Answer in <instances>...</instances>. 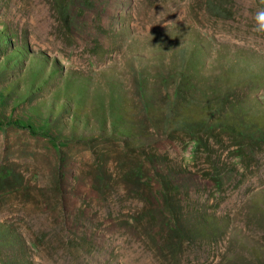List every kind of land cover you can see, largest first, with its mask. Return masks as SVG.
<instances>
[{"label": "rangeland", "instance_id": "1", "mask_svg": "<svg viewBox=\"0 0 264 264\" xmlns=\"http://www.w3.org/2000/svg\"><path fill=\"white\" fill-rule=\"evenodd\" d=\"M60 3L0 0V264H264V139L204 128H264V0Z\"/></svg>", "mask_w": 264, "mask_h": 264}, {"label": "trees", "instance_id": "2", "mask_svg": "<svg viewBox=\"0 0 264 264\" xmlns=\"http://www.w3.org/2000/svg\"><path fill=\"white\" fill-rule=\"evenodd\" d=\"M54 6L58 12L62 11V5L60 3V0H54ZM21 57H23L22 54H21ZM180 84H183V82H180L179 85H177L175 90H174L173 96L175 99L178 98V95H179V92L181 89V87H179ZM243 111L244 110H242V109L239 110V119L238 120L236 119V121L229 122L227 119H224L223 121H220V119H216L215 121H212L211 124L206 123L207 126H204V128L207 131H213L216 128L220 129L223 133H228L230 135H233L235 137L240 138L241 142L239 143V145L248 144L250 146L251 145L253 146L256 143L261 142V139H264V128L244 129V125H246L248 122L246 121V118H245V117H247V115ZM144 112L146 114L150 113L149 112V105L144 106ZM152 112H155V110L152 109ZM115 119L118 120L117 118H115ZM115 122H118V121L113 120V122L111 123L112 127L115 129L114 133H117L120 136H127L128 134L125 131L121 132V131L116 130L117 127H115L116 126ZM1 125H3V124H1ZM6 125H14L16 127H20L22 129L27 130L31 134H36L33 132V130L30 127L20 126V125L14 123L12 121L6 123ZM148 158H149L148 160L151 161L152 164L155 162V160L152 157H148ZM160 182L162 183V185H163L162 187L164 188V190L167 192L169 190L168 178H161ZM8 234H9L8 229H6L3 225H0V240H1V243H0L1 247L0 248L5 247V249H8L11 247V244H9V241L4 240V237H7ZM18 246H22L21 248H24L25 245L23 242H21L19 240ZM5 264H11V263L6 262ZM13 264H16V263H13Z\"/></svg>", "mask_w": 264, "mask_h": 264}]
</instances>
